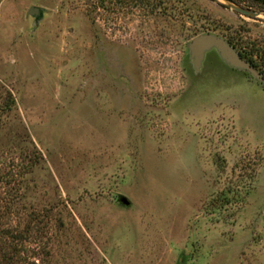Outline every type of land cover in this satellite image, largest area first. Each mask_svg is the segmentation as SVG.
I'll list each match as a JSON object with an SVG mask.
<instances>
[{"label": "rangeland", "instance_id": "1", "mask_svg": "<svg viewBox=\"0 0 264 264\" xmlns=\"http://www.w3.org/2000/svg\"><path fill=\"white\" fill-rule=\"evenodd\" d=\"M238 4L0 0V264H264V84L189 48Z\"/></svg>", "mask_w": 264, "mask_h": 264}, {"label": "water", "instance_id": "2", "mask_svg": "<svg viewBox=\"0 0 264 264\" xmlns=\"http://www.w3.org/2000/svg\"><path fill=\"white\" fill-rule=\"evenodd\" d=\"M223 1H225L233 10H236L251 17H258L262 12L235 3L233 0ZM27 15L34 16L38 19L43 15V12L40 7L31 6L28 10ZM189 48L191 51V55L194 59V64L197 68L202 65V61L205 57L206 52L214 48L220 53L222 58L227 63L232 66L247 70L257 80L264 84V76L261 74V72L248 60L243 58L241 54L235 49V47L223 37H220L215 34H202L193 39V41L189 45ZM120 200L125 205H130V200L127 197L122 196Z\"/></svg>", "mask_w": 264, "mask_h": 264}, {"label": "trees", "instance_id": "3", "mask_svg": "<svg viewBox=\"0 0 264 264\" xmlns=\"http://www.w3.org/2000/svg\"><path fill=\"white\" fill-rule=\"evenodd\" d=\"M238 3L246 2L249 7H257L264 11V0H233ZM228 41L238 50L243 58L254 65L264 76V38L242 40L241 37H230ZM35 264V263H31Z\"/></svg>", "mask_w": 264, "mask_h": 264}]
</instances>
